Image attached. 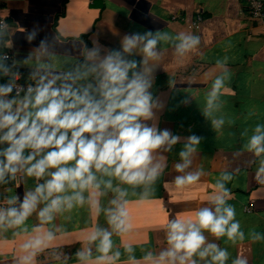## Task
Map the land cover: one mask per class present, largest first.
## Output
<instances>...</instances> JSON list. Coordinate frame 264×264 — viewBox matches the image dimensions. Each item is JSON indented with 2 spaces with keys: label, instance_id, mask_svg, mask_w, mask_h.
Masks as SVG:
<instances>
[{
  "label": "clouds",
  "instance_id": "obj_1",
  "mask_svg": "<svg viewBox=\"0 0 264 264\" xmlns=\"http://www.w3.org/2000/svg\"><path fill=\"white\" fill-rule=\"evenodd\" d=\"M10 29L6 20H0V81H4L0 82V185L34 181L22 197L17 192L0 200V244L18 242L15 264H39L44 253L54 264H68L56 245L67 232L60 220L70 219L73 209L85 205L94 216H102L106 226L97 221L87 229L77 242L75 264H228V246L246 238L264 242V233L255 228L247 237L242 230L236 208L229 203L233 195L229 185L236 175L225 171L214 179L207 204L193 216L167 220L163 248L142 250L137 259L136 246L123 244L132 231L130 204L156 198L158 183L181 192L199 185L206 175L202 167L193 168L204 138L160 129L157 113L164 104L152 92L155 70L167 49L172 50L173 62L182 66L199 52V35L134 32L123 35L118 48L93 39L91 47L82 48V60L57 69L54 38L47 36L23 59H11L3 50ZM22 31L31 42L41 29L37 25ZM228 61L227 55L216 60L218 74L211 78L201 107L217 136L236 124L222 99L231 80ZM22 67L29 69L26 84L19 83ZM174 84L170 78L169 85ZM193 99L188 93L181 103ZM257 116L252 107L245 119ZM241 137L247 138L243 150L256 164L254 179L264 186V123L245 128ZM178 144L182 147L174 164L176 174L164 180L165 153ZM4 191L13 192L11 187ZM33 218L36 222L29 225ZM231 264L248 262L237 256Z\"/></svg>",
  "mask_w": 264,
  "mask_h": 264
},
{
  "label": "crops",
  "instance_id": "obj_2",
  "mask_svg": "<svg viewBox=\"0 0 264 264\" xmlns=\"http://www.w3.org/2000/svg\"><path fill=\"white\" fill-rule=\"evenodd\" d=\"M261 1L264 4V0ZM173 14L183 15L191 21L199 14L202 16L200 27L188 29L184 22L171 20ZM0 17L11 25L8 43L3 49L11 59H23L47 36L54 38L57 69L70 68L82 60V48L85 45L91 47L93 39H98L105 47L118 48L123 35L134 32L185 31L199 35V52L182 66L173 62L172 50L167 49L155 70L152 92L164 104L157 113L160 129H170L181 137L196 134L204 138L193 168L202 167L206 175L199 185L181 192L172 191L163 182L158 183L156 198L130 204L132 231L123 238V244L136 246L137 259L142 250L163 248V225L167 220L193 216L196 209L207 204L214 193V179L225 171L236 175L234 186L229 185L233 193L229 203L235 206L236 218L246 237L252 228L264 233L261 214L264 186L254 179L256 164L252 155L243 150L247 138L241 137L245 128L264 123V34L250 27L245 0H0ZM37 25L41 29L37 38L27 41L22 30H31ZM224 55L229 57L231 80L222 99L226 101L225 111L236 120V124L226 126L223 135L217 136L210 122L203 117L201 107L204 94L211 86V78L218 74L215 62ZM135 58L140 59L139 56ZM20 72L21 80L27 82L29 69L22 67ZM170 78L175 81L174 85H169ZM187 92L194 99L184 105L181 101ZM252 107L258 110V116L245 119ZM181 147L178 144L173 152L165 153L168 168L164 180H170L176 174L174 164ZM6 187H11L13 192L6 193ZM33 187L32 179L0 185V200L17 192L22 197L24 190ZM102 202L106 204L107 198ZM245 207H251L252 211L246 212ZM69 215L70 219L60 220L67 232L61 235L56 245L61 248L68 264H75L77 242L97 221L101 225L105 222L102 216H94L86 205L73 209ZM35 222L33 218L28 224ZM116 243L121 241L116 239ZM219 243L226 246L223 241ZM17 246L18 242L13 244L10 241L0 244V264H15ZM228 250L231 254L228 264L237 256L247 259L248 264H264V242L252 243L246 238L228 246ZM39 264L54 262L48 253H44Z\"/></svg>",
  "mask_w": 264,
  "mask_h": 264
},
{
  "label": "built area",
  "instance_id": "obj_3",
  "mask_svg": "<svg viewBox=\"0 0 264 264\" xmlns=\"http://www.w3.org/2000/svg\"><path fill=\"white\" fill-rule=\"evenodd\" d=\"M245 3H246V13L248 15V21H249L250 27H252V29L256 28L258 32L264 34V4L263 2L261 0H245ZM0 20H5V19L0 17ZM171 20L184 22L188 29L197 30L200 27L202 16L197 14L196 19L191 21V20H188L183 15L181 16L178 14H173L171 15ZM7 54L11 58L10 54L9 53ZM19 83L26 84L27 82H24L20 79ZM244 210L249 213L252 211V208L245 207ZM261 214L264 219V210L262 211Z\"/></svg>",
  "mask_w": 264,
  "mask_h": 264
}]
</instances>
